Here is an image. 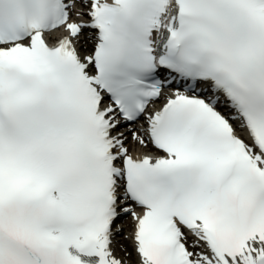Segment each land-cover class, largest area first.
I'll return each mask as SVG.
<instances>
[{
    "label": "snow or ice",
    "instance_id": "snow-or-ice-1",
    "mask_svg": "<svg viewBox=\"0 0 264 264\" xmlns=\"http://www.w3.org/2000/svg\"><path fill=\"white\" fill-rule=\"evenodd\" d=\"M0 264H264V0H0Z\"/></svg>",
    "mask_w": 264,
    "mask_h": 264
}]
</instances>
